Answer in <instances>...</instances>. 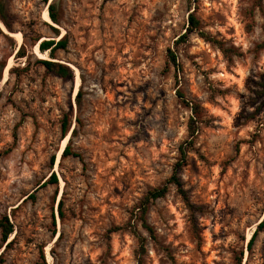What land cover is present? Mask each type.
Instances as JSON below:
<instances>
[{
	"label": "rangeland",
	"instance_id": "374dc122",
	"mask_svg": "<svg viewBox=\"0 0 264 264\" xmlns=\"http://www.w3.org/2000/svg\"><path fill=\"white\" fill-rule=\"evenodd\" d=\"M7 6L0 220L15 230L10 245L0 231V264H43V255L47 264H264V229L248 247L264 221V0H57L58 25L44 20L46 0ZM191 13L211 40L181 41ZM63 35L68 48L54 60L71 80L37 54ZM68 143L79 157H62ZM182 147L195 211L169 185L150 202V233L140 207L172 177ZM54 173L58 184L43 186Z\"/></svg>",
	"mask_w": 264,
	"mask_h": 264
},
{
	"label": "trees",
	"instance_id": "16d2710c",
	"mask_svg": "<svg viewBox=\"0 0 264 264\" xmlns=\"http://www.w3.org/2000/svg\"><path fill=\"white\" fill-rule=\"evenodd\" d=\"M46 3L49 5V15H50L52 22L54 24L58 25L60 23V19H59V13H58V8H57L58 7L57 6V0H53L52 2H50V0H46ZM0 21L3 23V25L8 30H12V24L10 22V15H9L8 6H7V0H0ZM188 23H189V25H188L186 34H184L180 38L182 42L187 41L189 39V36L192 34H195V33H197L199 36H201L202 38H204L206 40H211V38L209 36H207L205 33H203L201 31V22L197 18V16L195 15V13H191L189 15ZM53 30L56 32H59L55 28H53ZM0 32H3L1 26H0ZM217 44H218L220 50L223 52V54L227 58H229L231 53L234 52L232 49H227L223 43L218 42ZM68 45H69V40H68L67 36H64L58 40L41 41L39 43L40 51L42 53H49L51 60H41V61H39V64L42 65L47 70V72L52 73V74H54L60 78L71 80V79H74L73 70L70 67L66 66L65 64H62V63L54 60L55 54L59 50H66L68 48ZM24 50H25L24 46H22V48L19 50V54L21 57L25 56ZM169 58L177 68L180 67V65L178 64L177 55L171 50L169 51ZM81 97H82V91L79 90V92L77 94V100L80 101ZM199 110H200V107L198 105H193V114L194 115H197L199 113ZM195 124H196V120L194 117H192L190 128H189L190 139H191L189 142L190 146H192V142L196 137V133L198 132V129H197ZM69 130H70V121H69L68 117H66L62 123L63 134L66 135L69 132ZM189 144H188V146H189ZM187 153H188V148L182 147V149H181L182 158L176 164L172 177L168 180L167 184L164 187L159 188V189H155L152 192H150L140 207V219L142 221L143 227L146 230H148L150 233H152V229L148 226V224L146 222V215H147V212L149 210L150 202L166 197L168 192H169V185L176 186L179 194L181 195L183 201L188 206V208L193 213L195 211V207L191 203L189 195H188L187 191L185 190L183 182L179 176L180 172L183 170V168L187 164V160H186ZM69 156L79 157L78 154H76L72 151V147H71L70 143H68L66 148L64 149L62 157L67 158ZM54 162H55V159L53 158L52 159V165L54 164ZM49 184H58V177L55 173L52 175V177L47 182H45L43 184V186H47ZM62 207H63V204L60 203V209ZM61 215H62V213H61ZM263 229H264V221L259 224L257 230L254 232V234L251 237V240L249 241L248 247L250 250L253 248L259 232ZM14 230H15L14 225L10 222V220L7 217L4 218V220H0V231H1L2 240H3L4 244L8 243L10 237L14 233ZM119 230H122V229L121 228L114 229V231H119ZM132 232L139 238L140 242L143 245V243L145 242V239L142 236H140L135 229H133ZM10 244L11 243H8V245H10ZM42 259H43V264H47L45 261L44 255L42 256ZM241 263H242V259L240 260L239 264H241Z\"/></svg>",
	"mask_w": 264,
	"mask_h": 264
},
{
	"label": "bare ground",
	"instance_id": "6f19581e",
	"mask_svg": "<svg viewBox=\"0 0 264 264\" xmlns=\"http://www.w3.org/2000/svg\"><path fill=\"white\" fill-rule=\"evenodd\" d=\"M44 20L45 21H47V22H49V23H51V24H54L53 22H52V20H51V18H50V15H49V11L47 10L46 12H45V14H44ZM3 29V28H2ZM4 30V29H3ZM6 31V30H5ZM17 39H18V41L19 42H21L22 41V35L21 34H17V35H14ZM62 37H64V35L62 36ZM61 37V38H62ZM37 54L38 55H40V56H43L44 54L42 53V52H40L39 50L37 51ZM8 74H9V71H7L6 72V77L8 76ZM80 81H81V79H80V77H78V85H80ZM67 143V141L65 142V144ZM251 238V237H250Z\"/></svg>",
	"mask_w": 264,
	"mask_h": 264
},
{
	"label": "water",
	"instance_id": "95a60500",
	"mask_svg": "<svg viewBox=\"0 0 264 264\" xmlns=\"http://www.w3.org/2000/svg\"><path fill=\"white\" fill-rule=\"evenodd\" d=\"M52 2V1H51Z\"/></svg>",
	"mask_w": 264,
	"mask_h": 264
}]
</instances>
